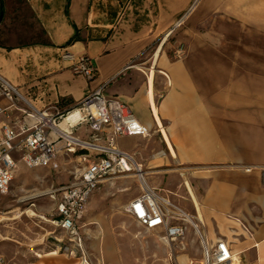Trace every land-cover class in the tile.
I'll return each mask as SVG.
<instances>
[{
    "label": "crops",
    "instance_id": "1",
    "mask_svg": "<svg viewBox=\"0 0 264 264\" xmlns=\"http://www.w3.org/2000/svg\"><path fill=\"white\" fill-rule=\"evenodd\" d=\"M1 3L0 77L16 90L17 107L67 108L102 88L164 145L180 166L172 171L182 176L191 166H208L205 193L195 195L219 232L204 233L208 241H226L244 264H264V56H230L229 42L215 28L232 23L264 41V0ZM177 40L188 42L181 57ZM62 51L87 56L94 78L73 74L60 60ZM0 109L6 110L1 123L8 121L5 114L10 121L21 118L2 96ZM140 139L117 144L143 161L144 150L135 147ZM152 159L162 161L158 154ZM233 164H247L248 171ZM56 239L51 251L30 249L19 257L30 258L25 264H78Z\"/></svg>",
    "mask_w": 264,
    "mask_h": 264
},
{
    "label": "built area",
    "instance_id": "2",
    "mask_svg": "<svg viewBox=\"0 0 264 264\" xmlns=\"http://www.w3.org/2000/svg\"><path fill=\"white\" fill-rule=\"evenodd\" d=\"M60 60L75 75L92 80L96 74L85 55L62 51ZM102 90L93 91L74 106L38 110L27 102L17 107L21 101L16 90L0 77V96L21 114L17 121H10L5 114L8 121L0 122V195L10 192L18 165L56 170L58 156L76 157L80 171L75 183L50 188L40 197L45 196L52 204L50 222L66 235L68 244L63 251L78 264H92L79 232L88 199L103 182L129 175L137 176L139 192L123 206V213L151 232L160 244L169 247L190 228L199 240L201 258L198 263L185 264H239L226 241H208L196 212L188 213L165 191L147 183L142 167L118 146L117 140L148 138L150 131L126 104L105 96ZM5 111L0 109V114ZM63 123L64 128H60ZM0 264H6L2 256Z\"/></svg>",
    "mask_w": 264,
    "mask_h": 264
},
{
    "label": "rangeland",
    "instance_id": "3",
    "mask_svg": "<svg viewBox=\"0 0 264 264\" xmlns=\"http://www.w3.org/2000/svg\"><path fill=\"white\" fill-rule=\"evenodd\" d=\"M181 28H184V25ZM215 28L223 33V41L229 42L225 52L230 56H264V41H259L253 34L241 31L232 23H219ZM183 37L188 35L184 33ZM177 41L180 52L178 56L181 57L188 47V42ZM135 147L144 150L143 161H136V156L132 154L133 159L142 167V172L156 173L145 176L147 183L165 191L171 201L188 213L194 214L190 199L197 205L195 195L205 193L209 177L204 171L208 166H191L193 170L188 171L189 175L182 176L180 172L172 171L180 166L167 156L164 145L158 142L155 135L140 139ZM157 154L162 161L151 160V157ZM56 162V170L26 169L18 165L10 192L4 196L0 195V256L6 264H25V261H29L28 257H19L23 254L21 251L36 248L44 252L51 251L53 243H58L56 238L68 244V238L61 230L49 222L30 218L25 213L33 209L51 220L52 204L45 196L40 197V194L50 188L72 185L78 179L80 165L76 157L62 154L57 157ZM230 167H240L243 170L248 168L247 164H233ZM163 170L169 172L164 175L161 172ZM163 176L167 177V184L162 179ZM186 181L191 192L183 185ZM138 192L137 178L129 175L126 179L103 182L88 199L79 232L91 263L99 264L101 261L100 264H181L184 259L185 263H198L201 258L200 244L192 229L189 228L183 237L167 247L160 244L151 232L138 226L123 213V206ZM31 194H36V197L30 199ZM197 207L203 233H217V229L205 219L199 205ZM169 258L171 260H168ZM71 260L74 262V259ZM239 261V264H244L242 258Z\"/></svg>",
    "mask_w": 264,
    "mask_h": 264
},
{
    "label": "bare ground",
    "instance_id": "4",
    "mask_svg": "<svg viewBox=\"0 0 264 264\" xmlns=\"http://www.w3.org/2000/svg\"><path fill=\"white\" fill-rule=\"evenodd\" d=\"M60 128H64V123L61 124ZM165 140H166V142H167L166 137H165ZM167 148H168V150H169V152H170V155L173 157V156H174V152H173V150H172V147H171L170 144H168V143H167ZM153 174H156V173H152V172H145V173H142V175H143L144 177H145V176H149V175H153ZM131 176H133V177H137V176H134V175H131ZM126 178H128V176H127V177H123V178H115L114 180H118V179H126ZM183 185H184V187L187 189L188 192H191V190H190V186H189V184H188L187 181L184 182ZM123 191H125V190H123ZM32 192H33V191H32ZM37 193H38V192H37ZM35 195H36V194H31V197H29V198H30V199H33L34 197H36ZM196 208H197V210H198L197 205H196ZM25 213H26L30 218H38V219L42 220V221L45 222V223H48V222L51 223L50 220H48L45 216L36 213L33 209H29V210H27ZM199 219H200V217H199ZM200 220H201V219H200ZM168 260H171V259L169 258ZM185 261H186V259H184V260H182V262H181V261H180V262H181V264H184ZM100 263H101V261L99 262V264H100Z\"/></svg>",
    "mask_w": 264,
    "mask_h": 264
},
{
    "label": "trees",
    "instance_id": "5",
    "mask_svg": "<svg viewBox=\"0 0 264 264\" xmlns=\"http://www.w3.org/2000/svg\"><path fill=\"white\" fill-rule=\"evenodd\" d=\"M1 18H2V3H1V0H0V21H1Z\"/></svg>",
    "mask_w": 264,
    "mask_h": 264
}]
</instances>
